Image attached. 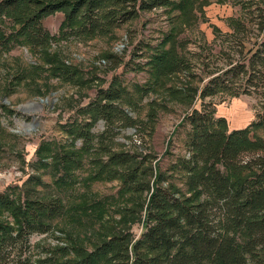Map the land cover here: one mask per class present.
<instances>
[{
  "label": "rangeland",
  "instance_id": "374dc122",
  "mask_svg": "<svg viewBox=\"0 0 264 264\" xmlns=\"http://www.w3.org/2000/svg\"><path fill=\"white\" fill-rule=\"evenodd\" d=\"M259 6L244 11L238 4L213 0L205 15L201 17L197 11L198 21L188 24L185 18L183 28L176 31L175 43L167 45L175 48L187 64L184 73L166 81L168 86L191 84L200 90L215 77L224 81V90L205 102L212 104L217 118L227 120L230 130L246 128L264 113V28L259 30ZM174 16L165 8L154 10L109 37L53 42L41 54H34L27 44L8 52L0 49V195H9L21 204L27 199L61 198L65 205L64 214L51 222L47 234L30 236V255L35 258L53 255L60 261L77 262L76 252L64 255L59 249L75 247L87 253L115 234L126 233L134 242L142 234L143 202L148 193L132 195L123 191L120 178L101 181L95 177L97 165L107 161L109 154L84 155L81 168L74 173L78 182L66 186L59 183L61 173L51 156L58 145L75 144L80 148L82 140L73 142L70 126L79 125L81 129L89 119L84 108L96 101L101 89H107L114 79L122 80L136 98L132 116L143 125L151 124L141 133L129 128L110 135L115 141L108 149L112 153H134L143 163L139 173L153 168V174L144 176L150 185L157 168L166 172L178 156H188L184 141L191 127L184 117L190 110L177 99L165 104L167 107L159 105L165 99L158 90L143 95L137 92V86L148 85L151 79L148 57L171 30ZM63 20L64 15L57 13L43 24L56 36ZM232 20L244 27L237 28ZM59 66L71 72L65 78L54 76L51 70ZM151 102L158 104L152 107L157 115L154 119H148ZM201 103L197 97L194 107L200 109ZM105 129L104 122L99 121L92 133L98 137ZM259 135L264 136V131ZM42 144H49L50 156L37 155ZM92 144L96 147L97 140ZM170 182L180 184L176 177ZM0 220L13 222L9 212L3 210Z\"/></svg>",
  "mask_w": 264,
  "mask_h": 264
},
{
  "label": "trees",
  "instance_id": "16d2710c",
  "mask_svg": "<svg viewBox=\"0 0 264 264\" xmlns=\"http://www.w3.org/2000/svg\"><path fill=\"white\" fill-rule=\"evenodd\" d=\"M212 1L0 0V49L4 52L27 44L34 54H41L53 42L109 37L144 13L162 8L174 13L171 30L148 57L151 79L148 85L137 86V92L143 95L158 90L165 99L159 104L162 106L178 100L190 110L184 122L191 127L184 141L188 156H178L166 172L157 168L150 185L144 176L153 174V168L139 173L143 163L134 153H112L108 149L115 141L110 135L129 128L141 133L151 124L143 125L132 116L136 98L122 80L114 79L107 89H101L96 101L84 108L89 119L81 129L79 125L70 126L73 142L82 140L80 148L75 144L58 145L51 156L61 173L59 183L66 186L78 182L74 173L81 168L84 155L109 154L107 161L97 165L94 175L101 181L120 178L123 191L132 195L148 193L143 202L142 234L135 242L126 233L115 234L87 253L75 247L59 249L64 255L76 252L77 262L60 261L53 255L37 259L30 255V236L47 234L51 222L64 214V203L61 198L47 197L21 204L9 195H0V210L13 218L12 223L0 220V264H264V136L259 135L264 131V113L250 126L230 130L227 120L217 118L212 104L205 102L224 90L221 77L200 90L191 84L174 87L166 82L187 68L186 59L167 45L175 43L176 31L183 28L185 18L188 24L198 21L197 11L202 17ZM216 2H232L244 11L260 5L259 30H263L264 0ZM57 13H62L64 20L54 36L43 22ZM232 22L239 25L237 28L244 27ZM51 71L64 78L71 72L61 66ZM197 97L202 100L200 109L194 107ZM155 105L151 102L148 119L157 117L152 108ZM99 121L104 122L106 131L95 137L92 128ZM94 140L97 145L93 148ZM50 153L49 144H42L37 151L42 158ZM169 173L180 181L179 185L170 182L175 177Z\"/></svg>",
  "mask_w": 264,
  "mask_h": 264
},
{
  "label": "crops",
  "instance_id": "0c3cea01",
  "mask_svg": "<svg viewBox=\"0 0 264 264\" xmlns=\"http://www.w3.org/2000/svg\"><path fill=\"white\" fill-rule=\"evenodd\" d=\"M236 129H243V128H234V129H232V130H236Z\"/></svg>",
  "mask_w": 264,
  "mask_h": 264
}]
</instances>
